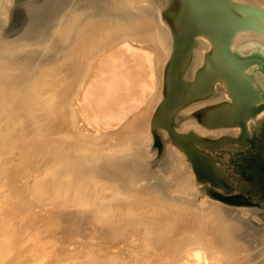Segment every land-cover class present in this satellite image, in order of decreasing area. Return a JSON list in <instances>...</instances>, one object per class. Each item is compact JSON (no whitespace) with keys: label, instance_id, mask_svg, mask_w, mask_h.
Listing matches in <instances>:
<instances>
[{"label":"bare ground","instance_id":"bare-ground-1","mask_svg":"<svg viewBox=\"0 0 264 264\" xmlns=\"http://www.w3.org/2000/svg\"><path fill=\"white\" fill-rule=\"evenodd\" d=\"M11 1L0 0V25H18L10 29L18 37L0 40V264H22L28 257L27 245L20 246L31 225L21 216L32 193L37 201L52 205L50 217L62 231L56 241L66 249L46 264H264V211L226 208L207 198L184 154L170 143L164 146L170 169L163 176L172 181L174 174L177 180L167 194L147 189L136 173H126L131 159L151 155L150 121L162 100L161 67L171 37L155 0H34L18 8ZM234 1L264 8V0ZM196 39L189 80L211 48L205 36ZM246 42L264 47V36L238 32L230 48ZM34 44H42L43 50L57 44L59 49L50 60L29 66L17 53L28 52ZM73 91L79 93L78 108L72 107L74 99L69 106L86 120L80 127L76 110L69 108L73 114L67 116L74 119L64 121V106ZM220 100H229L226 90L213 88L210 96L186 104L176 117ZM180 125L182 131L202 137L238 132L234 127L208 128L192 117ZM82 126L94 132L81 134ZM15 151L17 160L11 161ZM18 169L36 173L33 186L16 181ZM259 225L263 229L256 262L251 243L238 235L246 228L257 232ZM97 229L105 240L118 243L132 235L130 242L137 244L138 237L141 259L115 252L106 257L93 242L85 248L90 241L75 240V235ZM80 247L85 249L77 252ZM241 249L245 254L238 256ZM148 255L153 257L146 259Z\"/></svg>","mask_w":264,"mask_h":264},{"label":"water","instance_id":"water-1","mask_svg":"<svg viewBox=\"0 0 264 264\" xmlns=\"http://www.w3.org/2000/svg\"><path fill=\"white\" fill-rule=\"evenodd\" d=\"M32 1L34 0H12L10 6L18 8ZM155 2L162 21L170 30L171 37L169 55L162 68L163 97L150 121L151 155L131 159L126 173L128 171L136 173L144 180L147 189L151 188L159 195L167 194L169 187L177 180L174 174L172 181L166 180L163 176L170 169L164 147L165 142H168L184 154L194 179L199 184L198 189L209 199L221 203L226 208L246 207L264 211L263 200L256 198L240 200L238 196L231 194L230 190L202 176L211 174V170L201 157L202 151L199 148L214 150L211 152L212 157L215 164L220 167L215 159L219 152L217 147L222 140L214 142L191 130L182 131L180 125L181 120L192 117L208 128L237 127L239 134L249 137L253 130L264 124V47L258 43L246 42L235 50L230 48L238 32L252 31L264 36V8L234 0H155ZM16 26L18 25H0V40L18 37L13 36L10 31ZM29 26L31 30L32 25ZM199 35L209 39L211 48L205 51L202 65L195 68L193 79L189 80L187 70L192 59L191 51L196 48L198 41L196 36ZM28 47V52L17 54L18 59L29 66L50 60L59 49L57 44L48 50H43L42 44ZM214 82L224 87L229 100H220L184 117H176L186 104L210 96ZM152 148H155L156 152H153ZM223 155L226 156V152ZM222 167L223 171L230 173L231 169L224 165ZM218 188L223 191H219ZM247 229L239 231L238 236L252 244H249L250 253L256 260L259 258L258 252L261 247L259 235L263 228L259 225L257 232Z\"/></svg>","mask_w":264,"mask_h":264},{"label":"rangeland","instance_id":"rangeland-1","mask_svg":"<svg viewBox=\"0 0 264 264\" xmlns=\"http://www.w3.org/2000/svg\"><path fill=\"white\" fill-rule=\"evenodd\" d=\"M159 25V24H158ZM159 27V26H158ZM160 27H165V25H161L160 24ZM159 27V28H160ZM166 61V60H165ZM161 68H163V66L161 67ZM163 85V84H162ZM213 88H222V85H220V83H215L214 85H213ZM213 88H212V90H213ZM69 93H71V92H69ZM73 93H75V91H73L71 94H68V97H67V103L65 104V106H64V111H63V114H64V117L66 118L64 121L65 122H70L71 120H73L74 118H73V116L71 115V116H67V115H70V114H73V113H70V110H69V108L71 109V111L72 110H74V111H72V112H74L75 113V110L77 111V113L76 114H74V117H78L79 115L81 116V117H78V118H80L78 121H77V119L78 118H75L74 120H76L75 121V124H77V125H79V126H77V125H75V126H77V127H80L81 125H83L82 124V122L83 123H85L86 122V120H84L83 119V117H82V115L79 113V110L77 109L78 107H77V102H78V92H76V94H73ZM78 93V94H77ZM73 95L75 96V98L73 97ZM72 96V97H71ZM162 97H163V95H162ZM74 99V102L73 101H70V104H69V100H73ZM162 99V98H161ZM161 101V100H160ZM159 101V102H160ZM71 102H73L72 103V107H74V105L77 107H75L76 109H73L72 107H70L69 105H71ZM158 105V104H157ZM68 110V112H67V110ZM156 108V107H155ZM155 110V109H154ZM64 112H67V114H65ZM154 112V111H153ZM70 113V114H69ZM79 113V114H78ZM76 115H78V116H76ZM153 115V114H152ZM68 117V118H67ZM71 117V118H70ZM79 121H81V122H79ZM63 124H65V123H63ZM85 125V127L87 126V124H84ZM89 125V124H88ZM89 128L91 127V128H93L91 125L90 126H88ZM82 129L84 128V126H82L81 127ZM80 128V130H81V132H83V130ZM114 128V127H113ZM112 128V129H113ZM149 128V127H148ZM148 128H147V130H148ZM234 128H237V127H234ZM238 129V128H237ZM78 128H77V131H80ZM85 130H87V131H85ZM84 130V132L85 133H81V132H78L79 134L81 133V134H85V135H88V134H92V133H89V132H94L92 129H90V131L88 132V129L86 128ZM92 130V131H91ZM114 130V129H113ZM98 131H101V130H98ZM98 131H96V133H97V135L96 134H94V135H96V136H100L99 134L100 133H103L104 131H101L99 134H98ZM238 132H239V129H238ZM237 132V133H238ZM55 134V133H54ZM89 135V136H90ZM94 135H92V137L94 136ZM149 135H150V131H149ZM235 135V134H234ZM150 139H151V135H150ZM152 151L153 152H156V150H155V148H152ZM18 154H19V152H14V153H11L10 154V159H11V161H14V160H17V157H18ZM15 157V158H14ZM186 163H188V162H186ZM14 165H16L17 166V164H14ZM25 172V173H24ZM35 175H36V173H34V172H30L29 170H25V169H18V171L13 175L14 177H16L17 178V180L16 181H18L19 182V184L21 185V186H24V187H26V188H29V187H31V186H33V183H34V181H35V179H36V177H35ZM38 175L40 176V175H42L41 173H39L38 172ZM30 179V180H29ZM7 188H8V186H5V184L3 183L2 185H1V189H2V191H6L7 190ZM28 191V190H27ZM26 195H28V194H26ZM31 196H26V201L28 202L27 204H25L24 206L25 207H28V210L26 211L27 213H22V220H24V222H27V223H29L31 226H30V228H31V230L29 229V230H25L24 232L25 233H23V235H24V238H23V240H22V245L20 246L21 247V249H24V246H26L25 247V250H27V252L31 255H29L28 254V257H27V259L22 263V264H46L48 261H50L51 259H53L54 257H55V255H57L56 253H58L61 249V251L60 252H65L66 251V249H65V247H63V246H61L62 244L60 243H58L56 240H58V238L61 236V230L60 229H58V225L57 224H54V222L52 221V218L50 217V214H51V210H52V205H50L49 203H45V202H41L40 200H36L35 199V197H36V195L35 194H30ZM207 198H209L208 196H206ZM32 200H31V199ZM29 202H30V204H29ZM35 202V203H34ZM36 204V205H35ZM32 205V206H31ZM31 206V207H30ZM44 208H45V210H44ZM43 210V211H42ZM42 211V212H41ZM46 211H48V212H46ZM41 212V213H40ZM50 213V214H49ZM32 214H34V215H32ZM45 214V215H44ZM33 216V217H32ZM28 217V218H27ZM41 219H40V218ZM20 219V218H19ZM29 219V220H28ZM43 220V221H42ZM42 223H41V222ZM34 223V224H33ZM40 225V226H38V225ZM41 224H42V227H41ZM55 225V226H54ZM54 226V227H53ZM39 230V231H38ZM40 231H41V233H40ZM51 231H52V233H51ZM30 233V234H29ZM51 233V234H50ZM60 233V234H59ZM26 234V235H25ZM102 233H101V231L99 230V229H97L96 231L94 230L92 233H90V235H87V236H81L82 237V239H80L79 238V236L80 235H75L76 237L78 236V238H76L75 237V240L79 243L80 241L81 242H84L85 241V243L87 244V242H89V245L87 244V245H84V246H82V247H85V248H88V246L90 247V246H92L93 247V245H91V243L92 244H94V245H96V247H95V249H97V251L99 252V253H101V254H104L106 257H107V255H109L110 253L112 254V253H119V254H121L120 256L121 257H127V258H129L130 260H133V258L135 257V259L137 260V262L139 261V259H141V256H142V250H138V248L139 247H137V245L139 244V238L137 237V238H135L134 237V239H135V241L137 240V244L133 241L132 243L130 242V241H132L131 239H130V237L132 236V235H130V236H128V237H126V238H122L121 240H119V241H121V242H117V239H115L114 240V238L112 239V240H105L104 238H103V235H101ZM132 234H134V233H132ZM37 235V236H36ZM39 236V237H38ZM100 236V237H99ZM45 237V238H44ZM54 237V238H53ZM86 239H85V238ZM87 237H90L89 239L87 238ZM114 237H116V236H114ZM34 238H35V240H34ZM84 238V239H83ZM77 239H79V240H77ZM125 239V240H124ZM127 239V240H126ZM27 241V242H26ZM109 241H111V243L109 242ZM24 242H26V243H24ZM130 242V243H129ZM34 244V245H33ZM124 244V245H123ZM127 244V245H126ZM129 244V245H128ZM135 244V245H134ZM33 247H32V246ZM116 247H115V246ZM58 246V247H57ZM61 246V247H60ZM136 246V247H135ZM29 247H30V249H29ZM92 247H90V248H92ZM122 247V248H121ZM126 247V248H125ZM28 248V249H27ZM34 250H33V249ZM57 248H59V249H57ZM85 248H76L75 250H77V252L78 251H80L81 249L83 250V249H85ZM119 248V249H118ZM132 248V249H131ZM136 248V249H135ZM50 249V250H49ZM134 249H135V251H134ZM47 250V251H46ZM52 250V251H51ZM57 250V251H56ZM64 250V251H63ZM100 250H102L101 252H100ZM130 250V251H129ZM138 250V251H137ZM32 251H33V253H32ZM134 251V252H133ZM140 251H141V253H140ZM43 252V253H42ZM48 252V253H47ZM54 252V253H53ZM59 252V253H60ZM135 252H139L137 255H135ZM250 252V251H249ZM44 254V255H43ZM50 254V255H49ZM238 256H241V255H244L245 254V250H239L238 251ZM42 255V256H41ZM38 256V257H37ZM134 256V257H133ZM42 257H44V258H42ZM153 257V255L152 256H145V258L147 259V258H152ZM35 259H37V260H35ZM134 259V260H135ZM103 260H105V258L103 259ZM259 260V258L258 259H256V260H254V261H258ZM107 261V260H106ZM102 262V261H101ZM108 262V261H107ZM8 263V262H7ZM106 263V262H105ZM104 263V264H105ZM103 264V263H102ZM117 264V263H116ZM142 264H144V263H142Z\"/></svg>","mask_w":264,"mask_h":264},{"label":"flooded vegetation","instance_id":"flooded-vegetation-1","mask_svg":"<svg viewBox=\"0 0 264 264\" xmlns=\"http://www.w3.org/2000/svg\"><path fill=\"white\" fill-rule=\"evenodd\" d=\"M210 137L206 138L214 142L222 140V143L217 147L219 152L215 159L220 167L215 164L212 157L211 152L214 150L199 148L202 151L201 157L204 158L207 167L211 170V174L202 176L230 190L231 194L238 196L240 200L256 198L264 201V124L257 130H253L249 137L242 136L239 132L229 136L223 134L218 138ZM225 152L226 156L223 155ZM222 165L231 169L230 173L223 171ZM218 190L223 191L221 188Z\"/></svg>","mask_w":264,"mask_h":264}]
</instances>
